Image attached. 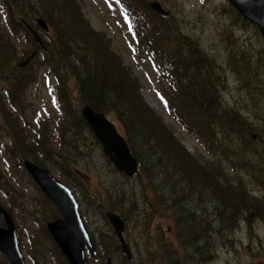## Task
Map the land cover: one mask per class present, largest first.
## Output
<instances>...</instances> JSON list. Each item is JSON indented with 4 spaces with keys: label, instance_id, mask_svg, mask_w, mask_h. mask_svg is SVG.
Listing matches in <instances>:
<instances>
[{
    "label": "rangeland",
    "instance_id": "1",
    "mask_svg": "<svg viewBox=\"0 0 264 264\" xmlns=\"http://www.w3.org/2000/svg\"><path fill=\"white\" fill-rule=\"evenodd\" d=\"M27 1L30 3V13L25 19L26 23L38 33L44 44L51 42L53 37L51 25L50 31L46 33L36 24V18L40 17L48 24L46 16H42L41 6L37 0H25V4ZM77 1L90 27L103 37V41L108 40L112 52L122 61L120 63L130 68L137 78L141 85L142 100L166 129L173 133L178 145L184 147L186 157L193 155L195 160L201 163H213L219 166L230 179L228 181L232 183L230 187L234 191L241 190L245 199L255 204L253 207L251 203L245 206L244 203L237 202L235 207L237 211L232 210V220H228L227 216H222L224 220H221L218 211H222L223 206L213 197L204 202L201 208H197L196 202L199 200L194 196H186L180 205L187 213L196 209L197 215L204 219L197 222L210 236L199 235L193 246L184 245V250L181 249L173 232L174 208L170 205L162 206L160 214L164 221L155 220L154 223H161L163 228H166L165 232L162 231L163 235L168 237L169 242L175 244L178 252L170 254L174 258V263L167 261L168 252H159L156 241L151 238L149 246L153 249L155 246L157 249L147 256V245L139 236L136 226L130 221L132 217L140 214L141 199H150L154 203L159 199L161 201L162 197L172 200L174 192L160 182L162 164L169 165L171 161L161 163L153 160L154 157L166 155L161 152L152 154L153 150L145 145L140 136L142 133L140 129L139 134H136V131L130 132L131 142H137L136 151L133 152L141 154V159L138 172L133 177H126L123 173L113 170L108 164L109 161L106 160L101 145L93 134H86L84 137L87 139V144L83 146V150H80L86 153L84 157L71 159L68 158V154L65 162H63L64 158L60 159V156L57 158L64 165L73 163L70 172L75 174L79 181L75 194L80 203L84 224L92 232V236L96 237V241L94 240L96 250L100 249L101 240L106 248L109 245L106 238H102L97 243L101 238L99 233L112 235V231L93 201L101 197L104 199L107 194L113 199L124 197L128 202L134 195L139 210L130 217L123 215L127 220L125 238L130 244L133 257L129 263L124 262L118 244L114 243L118 248L113 244L110 247L109 256L112 264H264V146L262 143L264 95L257 87L264 88V40L258 27L242 18L228 0H156L170 12L168 16L172 15L177 24L172 23L173 26L170 27L179 38H171L169 46L184 43L180 48L185 49L188 44H192L194 46L192 50L197 55L201 53L205 57L204 62L209 70L222 75L224 84L221 91L222 104L227 106L231 116L233 114L232 120L240 125L236 132L227 131L220 138L211 140L207 137L205 141L202 136L207 145L205 147L200 144L199 138L183 127L168 110V106L173 107L177 101L175 87L168 75L169 66L162 58L158 62L155 61L153 53L136 45L119 6L109 0ZM3 4L5 0H0V33L6 35L8 40L10 38L15 46L16 59L13 65L32 52H36V56L29 62L30 71L22 78V82L15 81L14 84L12 78L5 79L6 75H11L10 72L0 74V203L18 226V242L26 263L32 264L28 253L33 250L37 264H60L56 256L57 252L44 231L46 221L58 214L57 209L46 202L47 198L27 175L23 166L17 164L19 161L7 154V147L11 145V135L15 130L20 134L21 139L25 138L28 142H33L32 136L36 135L38 123L47 125L45 136L54 152L58 149L65 151L68 145L66 147L63 145L72 141L67 134L61 139L57 138L58 124L61 123L60 108L49 94L48 88L55 83V79L50 71L49 61L42 56L41 44L33 40L31 35L32 40L28 34L22 32L17 35L12 34L9 28L10 22H6V10L4 11ZM150 10L153 11L151 8ZM154 14L151 16L152 21L156 18L160 19L156 15H161L155 12ZM171 19L170 16L169 20ZM256 55L262 56V61L260 58L257 59ZM246 56L249 57V64L244 67ZM68 85L72 101H76L79 107L77 95L81 94L75 80L70 78ZM8 96H13L16 105L8 100ZM15 106L18 111L14 110ZM81 108V106L78 108L79 113ZM12 114L16 115L15 121ZM62 126H70L69 121L63 122ZM119 128L124 135L122 126ZM60 140L62 145L59 143ZM219 142L228 149L224 150L223 156L218 147ZM67 151L68 149L66 153ZM171 155L173 157L174 154ZM28 159L33 161L30 157ZM216 160H220L221 165H218ZM45 163L47 165L44 168H48L56 177H60L57 170L50 168L47 161ZM150 168L153 170L152 173ZM65 172L69 173L68 170ZM178 199L180 200L179 196L175 200ZM50 215L53 218H50ZM35 241H39V248ZM170 249L174 248L170 245ZM35 250L39 255H36ZM105 253L107 254L106 249L100 252V255ZM189 254L193 255L188 257ZM89 260L92 261L91 264H105V258L98 261L90 258ZM4 262L6 260L2 259V264Z\"/></svg>",
    "mask_w": 264,
    "mask_h": 264
},
{
    "label": "trees",
    "instance_id": "2",
    "mask_svg": "<svg viewBox=\"0 0 264 264\" xmlns=\"http://www.w3.org/2000/svg\"><path fill=\"white\" fill-rule=\"evenodd\" d=\"M113 1L122 10L128 28L131 29L138 47L153 53L155 61L158 62L162 58L168 64L170 69L168 75L177 93L176 103L173 107L169 105L168 110L179 123L192 132L193 135H196L201 145L203 144L202 146L205 147H207L205 143L207 137L213 140L225 135L227 131L236 132L240 125L237 121L232 120L233 114L231 116V112L227 111V106L222 104L221 101V91L224 87L222 75L214 70H209L208 65L204 62L205 57L201 53L197 55L192 50L194 47L192 44H188L185 49L180 48L184 43L169 46L171 45V38H179L174 33V29L171 30L170 27L172 23H175L174 17L170 15L172 19L169 20L170 16L168 15H156L160 19L156 18L152 21L153 17L151 16L155 14L149 8V0ZM37 2L42 8V16H46L48 25L49 27L51 25L52 29L53 37L51 42H46V49L42 50V56L49 61L51 65V68H49L55 79V83L48 89L54 103L60 108L61 123L58 124L57 138L61 139L64 134H67L72 142L68 144L66 142L63 145V147L68 145L66 148V150L68 149L67 153L64 149H58L54 152L45 136L47 133L46 124L38 123V129L35 131L36 135L32 136L33 142H28L25 138L21 139L20 134L11 127L15 130V133L11 135L12 142L7 147V154L14 159L16 158L20 167L22 160L29 157L42 167H46L45 161H47L50 168L57 170L60 178L75 190L78 188L79 181L76 175L70 172L73 169V163L64 165L57 156H60V159L64 158L63 162H65L68 154V158L71 159L82 158L86 154L80 152V150H83V146L87 144L84 135L92 133L78 111L80 106L88 105L95 111H101L114 121L118 127L122 126L130 151L138 161L141 159V154L133 152L136 151L137 142H131L130 132L136 131V134H139L140 129L142 132L140 136L143 138L145 145L153 150L152 154L161 152L166 155L154 157L153 160L161 163L162 161H171L169 165L162 164V179L160 182L170 188V191L174 194L171 197L172 200L163 199L160 195L162 200L159 199L155 203L150 199H141L140 214L138 213L136 217H132L130 222L136 226L139 236L145 241L147 256L154 253V249H157L155 246L154 249L149 246V241L153 238L158 245L159 252H168L169 258L167 261L174 263V258L170 254H176L178 252L177 247L167 240V236L163 235L166 228H163L161 223H154L155 220L164 221L160 214L162 206H173V232L181 245V249L184 250V245L187 247L193 246L199 235L210 236L207 230L197 222V220L204 219L197 215L196 209L189 213L183 210V206L180 204L186 196H194L199 200L196 202L197 208H201L204 202L213 197L223 206L222 211H218L221 220H224L222 216H227L228 220H232V210L237 211L235 208L237 202H242L245 206L251 202L245 199L241 190L234 191L230 187V184H232L228 182L230 179L219 166L213 163H201L195 160L193 155L186 157L184 147L178 145L173 133L166 129L142 100L141 85H139L137 78L130 71V68H126L123 63H120L121 60L112 52L108 40L103 41V37L90 27L77 0H37ZM2 7L4 11L6 10V22H10L9 28L12 34L17 35L22 32L28 34L32 40L33 37L31 38L23 23L30 13L29 1L25 4V0H5ZM246 57L244 67L249 64V57ZM256 58H260L262 61V56L256 55ZM15 59V46L10 38L8 40L6 35L0 33V74L10 72L11 75H6L5 79L12 78L13 83L15 81L22 82V78L30 71L28 65L24 68L13 65ZM68 69L70 70L68 71ZM70 78L75 80L81 94L80 96L77 95L79 107L76 101H72L70 96L71 90L68 85ZM257 87L258 91L264 95V88ZM6 94H8L7 91ZM8 100L16 105L13 96H8ZM14 110L18 111L16 106ZM13 115L12 118L15 121L16 115ZM66 120L69 121L70 126H62V123ZM202 136L205 141L201 138ZM59 143L60 145L63 144L61 140ZM262 143L264 146V141ZM218 147L221 149L222 156L224 150H228L222 142L218 143ZM171 153L174 154L173 157ZM216 163L221 165L220 160H216ZM108 164L111 166L110 162ZM150 169L152 173L153 170ZM65 170H68L69 173H66ZM63 171L65 172V178ZM252 171H254V168H252ZM105 196L104 199L101 197L93 201L103 217L105 211H115L130 217L139 210L134 195L131 196V200H128V202L125 201L124 197L113 199L107 194ZM178 196L180 200H175ZM250 205L254 207L255 204L251 203ZM164 210L166 209L164 208ZM50 218H53V216L50 215ZM102 238L108 240L109 245H107V248L101 240ZM100 240L99 260L102 258L107 259L112 244L118 248L114 244L117 241L113 235H107L103 232L97 243ZM35 243L39 248V241H35ZM170 245L174 249H170ZM54 249L58 254L56 256L59 258L60 264H67L60 251L55 246ZM104 249H106L107 254L100 255V252L102 253ZM52 253L54 252L52 251ZM28 255L36 264L33 250ZM36 255H39L37 251ZM190 255L193 254H189L188 257ZM122 259L124 262L129 263L125 257Z\"/></svg>",
    "mask_w": 264,
    "mask_h": 264
},
{
    "label": "water",
    "instance_id": "3",
    "mask_svg": "<svg viewBox=\"0 0 264 264\" xmlns=\"http://www.w3.org/2000/svg\"><path fill=\"white\" fill-rule=\"evenodd\" d=\"M242 18L258 27L264 40V0H228ZM149 6L161 15H167L168 10L157 2L151 1ZM37 25L47 31L48 26L42 18H36ZM35 41L44 45L38 33L24 21ZM35 52L25 60L16 63L24 67L33 58ZM81 115L92 130L96 140L101 144L103 153L109 158L119 172L132 176L137 171V160L131 154L125 139L117 132L115 125L102 112L83 106ZM25 171L32 177L46 197L57 207L60 217L47 222L46 228L52 236L56 246L66 258L68 264H88L85 249L92 257L96 256V249L92 243L88 230L83 224L79 210V202L71 188L58 180L48 169L40 167L33 161H23ZM0 212L6 227L0 228V251L7 258L8 264H26L18 244L17 232L10 214L2 207ZM119 243L121 251L127 259L131 258L129 244L123 236L124 221L114 212H106Z\"/></svg>",
    "mask_w": 264,
    "mask_h": 264
},
{
    "label": "flooded vegetation",
    "instance_id": "4",
    "mask_svg": "<svg viewBox=\"0 0 264 264\" xmlns=\"http://www.w3.org/2000/svg\"><path fill=\"white\" fill-rule=\"evenodd\" d=\"M79 186V185H78ZM1 190H2V188H1ZM47 203H49V204H51V205H53L50 201H48V199H47ZM54 206V205H53ZM0 207H2V204L0 203ZM55 207V206H54ZM58 212V211H57ZM10 216H11V214H10ZM56 216L57 217H59V214H56ZM55 216V217H56ZM54 217V218H55ZM11 218H12V220H14V218L11 216ZM53 218V219H54ZM47 221H50V220H47ZM46 221V222H47ZM14 223H15V226L17 227V229H18V226L16 225V222H15V220H14ZM106 223H107V225L109 226V227H111L110 225H109V223H108V221L106 220ZM2 227H6V223L4 222V220L2 219V213L0 212V228H2ZM44 231L46 232V234H47V236L51 239V241L53 242V245L57 248V250L59 251V249H58V247L56 246V244H55V242H54V240H53V238H52V236L50 235V233L48 232V230H47V228H46V225H45V229H44ZM90 232V231H89ZM102 233V232H101ZM101 233H99V235L101 234ZM124 234H125V232H124ZM90 235H91V237H93L92 236V232H90ZM94 238V240L96 241V237H93ZM60 253H61V251H60ZM62 254V253H61ZM2 259H4V260H6V258H5V256L2 254V252L0 251V264H2ZM29 260L31 261V259L29 258ZM96 260L98 261L99 259H98V257L96 258ZM32 262V261H31ZM8 262H7V260H6V262H4L3 264H7ZM44 264V263H43ZM67 264H68V262H67Z\"/></svg>",
    "mask_w": 264,
    "mask_h": 264
}]
</instances>
